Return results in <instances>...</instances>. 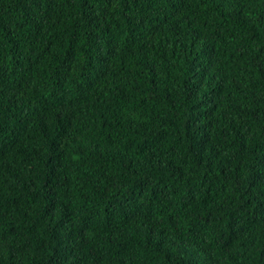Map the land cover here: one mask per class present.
I'll use <instances>...</instances> for the list:
<instances>
[{"label":"trees","instance_id":"trees-1","mask_svg":"<svg viewBox=\"0 0 264 264\" xmlns=\"http://www.w3.org/2000/svg\"><path fill=\"white\" fill-rule=\"evenodd\" d=\"M0 264H264V0H0Z\"/></svg>","mask_w":264,"mask_h":264}]
</instances>
